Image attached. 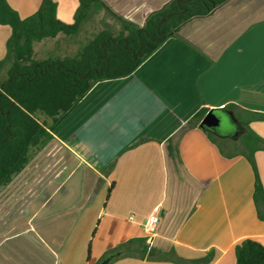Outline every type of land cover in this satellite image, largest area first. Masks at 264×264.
I'll list each match as a JSON object with an SVG mask.
<instances>
[{
    "label": "crops",
    "instance_id": "crops-1",
    "mask_svg": "<svg viewBox=\"0 0 264 264\" xmlns=\"http://www.w3.org/2000/svg\"><path fill=\"white\" fill-rule=\"evenodd\" d=\"M53 1L57 18L71 24L79 0ZM168 1L101 0L113 17L138 26ZM40 2L7 0L21 19ZM85 22L74 35L39 40L48 51L39 50L37 61L75 56ZM9 35L0 24V60ZM227 105L244 120L264 113V0H228L186 22L128 76L96 82L0 187V264H100L138 239L147 257L137 247L110 264H177L209 254L205 264H234L241 240L264 246L251 166L187 127L200 109ZM248 126L264 139L263 120ZM254 158L264 191V151ZM154 211L159 222L148 246L143 224Z\"/></svg>",
    "mask_w": 264,
    "mask_h": 264
},
{
    "label": "trees",
    "instance_id": "trees-1",
    "mask_svg": "<svg viewBox=\"0 0 264 264\" xmlns=\"http://www.w3.org/2000/svg\"><path fill=\"white\" fill-rule=\"evenodd\" d=\"M226 1L169 0L159 10L151 12L142 26L116 16L125 33L115 36L102 30L73 57L37 61L32 58L33 42L58 34H76L94 4L101 5L110 14L111 11L101 0H79L73 22L66 24L57 18L53 0H41L38 9L24 19L9 6L7 0H0V24L10 28L0 67L11 55L14 57L7 78L0 82V187L7 185L25 168L30 150L52 138L50 131L54 125L96 82L128 76L167 39L177 36L186 22L210 14ZM208 111L205 108L197 111L187 122V127H199ZM211 111L223 123L231 119L236 130L234 135L226 137L222 131L199 128L225 157L240 154L247 160L254 174L253 203L257 218L262 220L264 191L254 155L259 150L264 151V139L254 133L248 124L253 119L264 121V113H253L251 118L244 120L239 114L232 113V105ZM36 114L48 119L49 125L46 126L45 121L39 122ZM218 141L238 142L241 149L225 150ZM167 148L172 155V149ZM143 242V239H138L120 245L105 253L101 261L110 264L116 259L131 257L132 250L137 247H141L139 257H147ZM234 254V264H264V246L254 239L241 240L235 245ZM211 257L209 254L192 262L175 258V262L205 264Z\"/></svg>",
    "mask_w": 264,
    "mask_h": 264
},
{
    "label": "rangeland",
    "instance_id": "rangeland-1",
    "mask_svg": "<svg viewBox=\"0 0 264 264\" xmlns=\"http://www.w3.org/2000/svg\"><path fill=\"white\" fill-rule=\"evenodd\" d=\"M89 11L90 12H88L87 17H86V22L83 24L84 26L82 27V32L78 36L76 43H75L74 49H75L76 54L98 32L102 30L109 31L112 35H115V36L121 32L125 33L122 27V23L117 18L113 17L104 8L102 9L99 5L94 4L93 8H90ZM33 43L34 44L32 45V58L37 60V58H39V50L41 53L40 56L42 57H43L44 52H47L48 50H44L43 47L39 45V40ZM52 55L55 56L54 53H52ZM13 60H14V57L11 55L9 60L3 65V69L1 72L2 75L0 76L1 81L7 78L8 70ZM35 117L37 118L39 122L45 121L46 126H48L50 123V121L41 114H36ZM220 130L224 133V135H227L226 137H231L232 135H234L236 131L231 119H227V121L224 123L220 119ZM218 143L225 150L233 149L234 147H236V149L238 150L241 149V146L240 144H238V142L234 143L230 141H224V142L218 141ZM45 145L46 143L44 145H39L38 148L31 149L29 152V160L35 157L38 154V152L45 147ZM85 256H86V250H85Z\"/></svg>",
    "mask_w": 264,
    "mask_h": 264
},
{
    "label": "built area",
    "instance_id": "built-area-1",
    "mask_svg": "<svg viewBox=\"0 0 264 264\" xmlns=\"http://www.w3.org/2000/svg\"><path fill=\"white\" fill-rule=\"evenodd\" d=\"M159 222V212H152L143 224V232L145 234V241L148 246L152 245L155 236V229Z\"/></svg>",
    "mask_w": 264,
    "mask_h": 264
},
{
    "label": "water",
    "instance_id": "water-1",
    "mask_svg": "<svg viewBox=\"0 0 264 264\" xmlns=\"http://www.w3.org/2000/svg\"><path fill=\"white\" fill-rule=\"evenodd\" d=\"M219 125H220V118L211 110L204 115L201 122L199 123L200 128H208L213 131L216 130ZM100 264H106V263L105 261H103Z\"/></svg>",
    "mask_w": 264,
    "mask_h": 264
},
{
    "label": "flooded vegetation",
    "instance_id": "flooded-vegetation-1",
    "mask_svg": "<svg viewBox=\"0 0 264 264\" xmlns=\"http://www.w3.org/2000/svg\"><path fill=\"white\" fill-rule=\"evenodd\" d=\"M214 131H221V130H220V125H219L218 128H217L216 130H214Z\"/></svg>",
    "mask_w": 264,
    "mask_h": 264
}]
</instances>
